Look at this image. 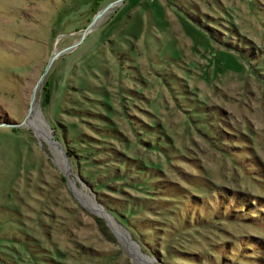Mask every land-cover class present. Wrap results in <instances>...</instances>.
Wrapping results in <instances>:
<instances>
[{
	"label": "rangeland",
	"instance_id": "rangeland-1",
	"mask_svg": "<svg viewBox=\"0 0 264 264\" xmlns=\"http://www.w3.org/2000/svg\"><path fill=\"white\" fill-rule=\"evenodd\" d=\"M109 1L0 0V264H264V0Z\"/></svg>",
	"mask_w": 264,
	"mask_h": 264
},
{
	"label": "bare ground",
	"instance_id": "bare-ground-1",
	"mask_svg": "<svg viewBox=\"0 0 264 264\" xmlns=\"http://www.w3.org/2000/svg\"><path fill=\"white\" fill-rule=\"evenodd\" d=\"M31 97H33V99H34V89H33ZM39 116H40V114H39L38 110H36V108H32L30 110V115H28L27 124H29L30 126H33L35 128V131L37 133H39L42 137H44L46 139V141L49 142L50 146L53 147L52 149H53V153L56 157V159H55L56 162L58 164L64 165L63 161H62V159H63L62 154L56 149L55 144L52 142L51 137H50L46 127L43 125ZM92 207H93V209H96L98 212H101L98 207L93 206V205H92ZM119 232H120V230H118V233ZM124 238H125V236H124ZM126 244L132 249V251H134V248H132L133 246L129 242L127 243V240H126ZM136 257L140 258V256L137 255V253H136ZM140 259L143 261L142 258H140Z\"/></svg>",
	"mask_w": 264,
	"mask_h": 264
},
{
	"label": "water",
	"instance_id": "water-1",
	"mask_svg": "<svg viewBox=\"0 0 264 264\" xmlns=\"http://www.w3.org/2000/svg\"><path fill=\"white\" fill-rule=\"evenodd\" d=\"M117 1H118V0H111V1H109L107 4H104L103 6H101L100 8H98V10L94 13L93 18H92L91 20H89L88 25H86V26L84 27V31L88 28V26H91V25L93 24V22H94L95 20H97V19L100 17V15H101L104 11H106V10L108 9V7L112 6V5H113L114 3H116ZM75 43H76V41L73 42L72 44H70L69 46H67L66 48L71 47V46H72L73 44H75ZM63 49H65V48H63ZM60 50H61V49H60ZM60 50H57V51H54V52L51 53V55H50L49 58H48V61H46L45 65H44V69H43L42 73L40 74V76H38V78H37V80H36V82H35V86L38 85V83L40 82L42 76L44 75L45 70L48 68L50 62L53 60V58L55 57V55H56ZM32 102H33V97H30V103H32ZM22 123H23V122L21 121V122H19L18 124H14V125H16V127H17V126L22 125Z\"/></svg>",
	"mask_w": 264,
	"mask_h": 264
},
{
	"label": "trees",
	"instance_id": "trees-1",
	"mask_svg": "<svg viewBox=\"0 0 264 264\" xmlns=\"http://www.w3.org/2000/svg\"><path fill=\"white\" fill-rule=\"evenodd\" d=\"M110 213L113 215L114 218H116V216H119V215L116 214L115 212H114L115 214H114L113 212H110ZM129 213H130V212H128L126 215L128 216ZM125 219H126V218H125ZM124 221H125V220H122V221H121V224H124Z\"/></svg>",
	"mask_w": 264,
	"mask_h": 264
}]
</instances>
